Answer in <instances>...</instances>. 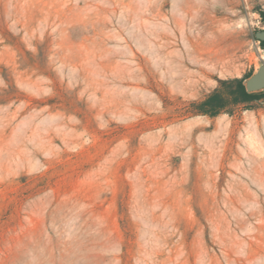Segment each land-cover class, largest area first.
Listing matches in <instances>:
<instances>
[{
  "label": "rangeland",
  "instance_id": "rangeland-1",
  "mask_svg": "<svg viewBox=\"0 0 264 264\" xmlns=\"http://www.w3.org/2000/svg\"><path fill=\"white\" fill-rule=\"evenodd\" d=\"M264 0H0V264H264Z\"/></svg>",
  "mask_w": 264,
  "mask_h": 264
},
{
  "label": "trees",
  "instance_id": "trees-1",
  "mask_svg": "<svg viewBox=\"0 0 264 264\" xmlns=\"http://www.w3.org/2000/svg\"><path fill=\"white\" fill-rule=\"evenodd\" d=\"M264 22V9H259ZM264 48V41L257 39ZM254 73L250 72L245 77L219 80L217 87L204 100L196 104V111L211 116L218 115L229 105L250 104L255 101L264 100V89L248 92L246 80Z\"/></svg>",
  "mask_w": 264,
  "mask_h": 264
},
{
  "label": "water",
  "instance_id": "water-1",
  "mask_svg": "<svg viewBox=\"0 0 264 264\" xmlns=\"http://www.w3.org/2000/svg\"><path fill=\"white\" fill-rule=\"evenodd\" d=\"M255 37L264 41V29L255 32ZM248 92L264 89V60L258 69L246 80Z\"/></svg>",
  "mask_w": 264,
  "mask_h": 264
}]
</instances>
